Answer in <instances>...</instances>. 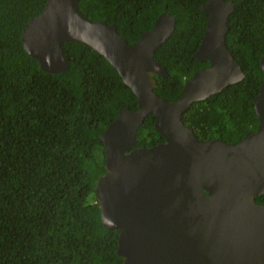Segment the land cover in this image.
I'll list each match as a JSON object with an SVG mask.
<instances>
[{
	"label": "trees",
	"instance_id": "obj_1",
	"mask_svg": "<svg viewBox=\"0 0 264 264\" xmlns=\"http://www.w3.org/2000/svg\"><path fill=\"white\" fill-rule=\"evenodd\" d=\"M229 1V0H227ZM227 44L246 76L192 104L184 123L198 138L235 144L256 130L254 98L264 82V0H233ZM208 0H81L92 21L116 24L130 44L165 12L177 25L155 52L168 76L154 90L175 101L209 65L194 58L204 36ZM47 0H0V264H122L119 231L105 227L96 194L106 172L100 136L121 107L138 99L112 64L91 46L63 43L70 65L47 72L24 48L26 24ZM149 115L138 147L165 141ZM264 200V194L256 201Z\"/></svg>",
	"mask_w": 264,
	"mask_h": 264
},
{
	"label": "water",
	"instance_id": "obj_2",
	"mask_svg": "<svg viewBox=\"0 0 264 264\" xmlns=\"http://www.w3.org/2000/svg\"><path fill=\"white\" fill-rule=\"evenodd\" d=\"M81 0H47L25 26L26 51L41 69L60 73L70 61L63 43H85L103 55L138 99L121 107L100 141L106 172L96 194L103 223L119 231L122 264H264V82L254 98L256 130L232 144L197 137L183 116L194 102L242 81L246 73L227 44L233 0H208L204 36L194 58L209 65L168 101L154 90L153 74L168 76L155 52L174 33L176 17L162 13L130 44L116 24L92 21ZM264 72V55L260 60ZM149 115L165 141L138 147Z\"/></svg>",
	"mask_w": 264,
	"mask_h": 264
},
{
	"label": "flooded vegetation",
	"instance_id": "obj_3",
	"mask_svg": "<svg viewBox=\"0 0 264 264\" xmlns=\"http://www.w3.org/2000/svg\"><path fill=\"white\" fill-rule=\"evenodd\" d=\"M260 199V197H258ZM257 203H264V200H259Z\"/></svg>",
	"mask_w": 264,
	"mask_h": 264
}]
</instances>
